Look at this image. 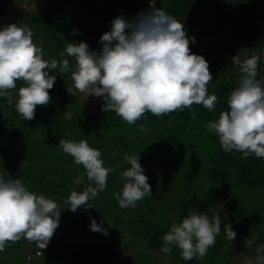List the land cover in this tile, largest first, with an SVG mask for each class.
Here are the masks:
<instances>
[{"label":"clouds","instance_id":"clouds-1","mask_svg":"<svg viewBox=\"0 0 264 264\" xmlns=\"http://www.w3.org/2000/svg\"><path fill=\"white\" fill-rule=\"evenodd\" d=\"M111 24V30L100 37L102 51H90L86 42H68L60 53L61 57L67 54L76 62L71 72L74 85L67 87L69 94L102 97L105 103L101 111H112L130 125L146 112L162 116L194 104L214 110L217 96L208 94V85L213 80L209 62L203 55L191 52L190 41L195 43V37L188 36L184 24L156 7L141 11L132 20L117 16ZM32 37L27 24L11 23L0 28V97L7 96L16 88V82L22 80L24 86L19 88L15 109L26 121L34 119L38 105L50 103L49 90L57 79L49 74L50 70H58L61 75L70 70L67 59L45 60L42 47ZM259 60L256 55L243 61L238 55L232 58L240 78L228 97L229 110L205 125L218 136L225 152H241L245 158L250 154L264 158V78H257ZM139 130L149 129L140 124ZM58 146L74 158L75 164L84 167L87 179L95 184L82 192L73 190L64 200L69 205L66 209L76 212L106 189L108 175L115 169L104 166L101 152L90 147L87 140L61 139ZM124 160L130 167L120 173L124 182L122 191L113 195L119 206L127 209L135 207L152 189L139 162L140 156L126 154ZM82 179L83 175L73 183L80 184ZM61 212L53 199L34 193L19 179L6 180L0 174V252L22 238L40 250L46 249L59 226ZM103 223L93 218L90 228L107 236L108 229ZM221 230L219 215L210 219L206 213L192 211L163 236L161 251L171 254V246L176 245L183 260L197 256L203 259ZM223 230L229 242L236 239L231 222ZM253 243V238L244 240L245 247L250 248ZM247 264H264V245L257 246L255 260Z\"/></svg>","mask_w":264,"mask_h":264},{"label":"rangeland","instance_id":"rangeland-1","mask_svg":"<svg viewBox=\"0 0 264 264\" xmlns=\"http://www.w3.org/2000/svg\"><path fill=\"white\" fill-rule=\"evenodd\" d=\"M51 1L14 0L13 4H10V0H0V28L2 23L11 24V7L15 10L22 7L33 10L43 8ZM250 1L212 0L199 5L198 0H193L188 5L191 10L186 17H175L184 24L188 36L195 37V43L190 41V49L197 48V54L203 53L209 62L213 80L208 87L215 86L222 78L224 82L229 79H239V72L232 71V58L236 55L239 57L248 55L252 46L248 44L249 41L258 43V48L264 47V0ZM75 2L86 3L85 0ZM168 2L169 0H132L131 5L139 7L138 14L141 11H151L153 7L167 12ZM5 3L7 10H3ZM178 6L181 7V5ZM99 7L107 14L114 15L120 9L116 8L112 0L102 3ZM72 29L81 31L76 24L72 26ZM44 37L45 32H39L34 34L32 39L37 46H40ZM44 54V59L50 60L48 54L46 52ZM64 59L69 61L71 73L76 66L75 59L68 56ZM49 74L51 75V72ZM59 83L65 88L68 85H74L69 77H63ZM7 96L15 99L16 102L18 100L17 93L9 91ZM96 102L94 98L85 97V103L89 107L96 105ZM2 105L0 102V118L1 121L7 122L10 112L4 110ZM18 119L19 117L16 121ZM80 122L81 120L78 119L77 123ZM123 123H126V127L111 130H104L96 123L91 124L92 129L89 130L86 125L78 126L70 130L71 135H66L65 140L77 142L87 140L89 146L94 148L96 140L104 138L111 150L108 155L114 153L113 149L118 146L116 141H120V159L106 164V167L116 169L117 165L121 167L125 163L126 154L132 155L134 150L141 148L152 150L154 136L165 125L175 127L178 125L173 118L166 120L160 126L143 123L149 130L142 132L139 130V125H130L125 121ZM32 131L34 137L45 138L44 133L38 129V123ZM206 131L204 125L193 121L189 126L181 129L180 145L170 147L166 154L156 153L155 163H153V156L142 159V167L148 169L145 174L149 177L152 193L138 201L135 207L127 209H122L113 195L122 191L124 182L120 174L116 182L113 180L112 187L111 178H107L106 189L99 192L94 199H90L89 207L91 208L86 209L87 204H85L76 212L66 209L69 205L64 203L65 198H60L65 197L62 195L63 192L67 198L73 190L78 191L79 187L87 188L90 184L95 187V184L87 179L84 167L72 163L70 159L74 160L73 157L64 153L58 146L60 141L52 143L50 148L55 150L51 151L48 144L44 145L41 151L51 158L52 163L56 159L54 164L75 165L77 169V173L66 178L58 176L57 171H54L53 177H61L58 179L61 181L66 179V183L63 181L66 185L60 186V189L56 187L59 189L58 193H62L60 197L50 192L54 191L52 188L55 189V186L44 195L55 200L58 209L62 211L59 226L46 249L40 250L34 243L23 238L6 245L5 250L0 252V264H247L249 260L254 261L257 246L264 245V167L262 166L264 158H257L254 154L249 155L251 161L256 163L255 169L261 172H257L262 177L258 184L252 185L245 180H239V172L236 168L224 164L214 166L213 162L207 161L214 147L207 141ZM139 138H142L143 142L138 143ZM97 142L100 143L99 140ZM3 143L0 139V174L6 180L16 179L13 176L12 165L8 162L10 160L8 147H5ZM52 157L55 159L52 160ZM22 161L25 165L31 163L24 158ZM236 161L239 162L238 158ZM82 175L80 184L73 183ZM22 182L29 190L42 194L37 189L36 184L39 185V183H36V180L24 177ZM108 182L111 191H109ZM106 198H111V203L107 206V212L110 215H99L97 211L91 210L96 203L101 204ZM192 211L206 213L210 219L216 215L221 217V233L216 237L215 245L208 249L203 259L197 256L190 261L183 260L181 250L176 245L171 246V254H165L160 249H152L148 246L145 234H154L158 227L168 232L173 224L181 222L183 217ZM225 215L227 219H224ZM93 218L97 223L103 220L105 228L115 225V233L111 235L109 231V234L105 236L101 232H93L90 228ZM229 222L237 233L233 242L226 239L223 230L224 225ZM163 235L161 231L158 239H162ZM246 237L254 240L250 248L245 247ZM151 239L155 241L156 236ZM28 254L31 255V259L28 258Z\"/></svg>","mask_w":264,"mask_h":264},{"label":"trees","instance_id":"trees-1","mask_svg":"<svg viewBox=\"0 0 264 264\" xmlns=\"http://www.w3.org/2000/svg\"><path fill=\"white\" fill-rule=\"evenodd\" d=\"M74 1L76 0H52L45 7L35 8L33 10H27L23 7L19 10H15L11 7V23L14 22V20H17V24H27L33 32V35H36L39 32H45V37L40 46L42 47L43 52L48 54L47 56L50 59L54 58L59 62L67 57V54L61 57L60 53L65 51L68 42H86L89 45L90 51H102V45L99 42L100 37L105 32L111 30V21L120 15H123L128 20H132L138 15L139 11V7L131 5L132 0H112L115 3L116 8H120L118 13L115 15L107 14L99 7L102 3H107L111 0H91L89 5H87L89 0H85V4L74 3ZM192 1L193 0H169L166 5V11L174 17L180 16L184 18L191 10L188 5ZM198 1L200 5L208 3L212 0ZM13 2L14 0H10V4H13ZM250 2H252V0ZM178 5H181V7L179 8ZM6 7L7 5L5 3L3 10H7ZM74 24L81 28V31L76 30L75 35L72 34V26ZM1 26L3 27L4 23H2ZM248 44L252 45L250 52L246 56H241L240 59L243 61L253 55L259 56L260 60L257 67V78H264V47L263 49L260 47L258 48V43H254L252 41H249ZM191 52L197 54L198 49L192 48ZM202 55L204 56L203 53ZM231 66L232 71L238 72V68L233 66V63ZM50 72L51 75H56L57 77L54 87L49 90L51 98L50 103L47 106L38 105L35 110V117L31 121H26L16 111L15 99L8 96L0 97V102L3 104L2 108L10 112L7 122L1 121L0 118V139L4 142L3 145L8 147V158H10L8 162L12 165V169L14 170L13 176L16 179L22 181V178L26 177L36 180V183H39V185L36 184L37 189H39L43 195H46L47 191L55 186V189L52 188L54 191L50 192L52 195L55 194L60 197L62 193L58 192L60 186L64 187L66 185L64 184V182L66 183V179H62L64 182L58 180L61 177H53V172L57 171L58 176H64V178H66L71 177V174L77 173V169L75 168V165L61 166L58 163L54 164L56 159L53 157L52 160L55 159V161L52 163L51 158L42 153L41 147L48 144L50 151L55 150L54 148H50L52 143H57L61 139H65L67 133H69L71 129L77 128L78 126L86 125V128L89 130L92 129V127H90L91 124L96 123L104 130H111L126 127V123L124 124L122 118L112 111H101V108L105 103L102 97L97 98L94 95L88 97L87 94L79 92H76L75 95L69 94L67 92V87H62L59 82L63 77L71 78L70 70L63 75H61L58 70H50ZM222 79L215 86L208 87V94H215L217 96V103L213 111L207 110L203 107V105L194 104L191 108H186L183 111L177 110L162 116H154L150 112H146L144 116L133 125L152 123L160 126V124L162 125L163 122L172 118L178 125L176 127L165 125L164 128L160 129L159 133L157 132L156 136H154L152 140V150H145L141 148L139 150H134L132 155L140 156V163H142V159L153 156V163H155L156 153L166 154L170 147L180 145L181 139L179 135L181 133V129L184 127L186 128L193 121H198V123L204 125V128L207 129L205 133L206 139L209 144L214 147L213 151L209 155L210 159L208 158L207 161L213 162L214 166L224 164L231 166L232 168H236L239 172V180H245L252 185L258 184V182L262 180V177L261 175H258L257 172H261L260 170L255 169L256 163L251 161L250 156L245 158L243 153L237 151L230 153L225 152L220 145L218 136L205 127V125L209 122L218 120L222 111L229 110L227 105L228 97L232 90H234L239 84V79H229L227 82L222 81ZM22 86H24V82L22 80H18L16 82V88L10 91L18 94L19 88ZM85 97H88L89 99L94 98L97 101L96 105L89 107L85 103ZM10 100L12 101L11 104H9ZM17 117H19V119L16 121ZM78 119L81 120L80 123H77ZM36 123H38V129L44 133L45 138L40 139L33 136L32 129L35 127ZM97 140H99L100 143L97 142ZM97 140L94 148L101 152V158L105 167L108 162L113 163L120 159V141H116L118 146L113 149L114 153L108 155L111 152L109 149V143L105 142L106 140H104V138ZM142 140V138H139L138 143ZM23 158L31 161V163L29 165H25L22 161ZM237 158L239 162L236 161ZM70 160L72 163L74 162V160ZM57 161H59V159H57ZM262 166L264 167V165ZM128 167H130V165L125 162L121 165V167H118L115 171L109 173L108 178L110 177L112 180L110 182L111 187L113 185V180L116 182L119 178V174ZM146 169L147 168L144 169L145 173L148 170ZM110 184L108 182L109 191H111ZM153 185L155 186L156 184L154 183ZM85 189V187H79L77 192H82ZM62 195L65 197L60 198L66 199V194L64 192ZM54 198L57 199V197ZM90 202L91 201L89 200L87 206L85 205V207H89ZM110 203L111 198H106V200L101 204L96 203L95 205H97V207L94 205L91 210H93V212L94 210L97 211L99 215H110L109 212H107V206ZM106 228L108 229V233L110 231L111 235H113L116 231L115 225ZM156 229L158 230L154 234H145V238H147L148 246H150V248L161 250L162 246H164V241L163 237L162 239H158V236L161 231L164 235L167 231L163 230L161 227ZM153 236H156L155 241L151 239ZM29 257H31V255H29Z\"/></svg>","mask_w":264,"mask_h":264}]
</instances>
